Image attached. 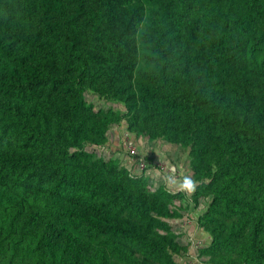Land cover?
<instances>
[{
	"label": "trees",
	"instance_id": "trees-1",
	"mask_svg": "<svg viewBox=\"0 0 264 264\" xmlns=\"http://www.w3.org/2000/svg\"><path fill=\"white\" fill-rule=\"evenodd\" d=\"M123 124L187 192L103 157ZM184 258L264 264V0H0V264Z\"/></svg>",
	"mask_w": 264,
	"mask_h": 264
},
{
	"label": "rangeland",
	"instance_id": "rangeland-1",
	"mask_svg": "<svg viewBox=\"0 0 264 264\" xmlns=\"http://www.w3.org/2000/svg\"><path fill=\"white\" fill-rule=\"evenodd\" d=\"M87 100L92 104L96 110H114L116 112L123 111L124 108L113 102H107L93 94H87ZM125 125V124H124ZM126 127H115L109 136L110 144L102 150L101 153L106 159H119L123 164L130 168L134 165V158L130 155L132 152L136 155H140V162L147 165L152 163L154 159V165L151 166L153 170H150L149 177L152 182L157 186L160 184L166 185L170 190L173 191H186L188 183V154L179 148L172 147L165 142H158L156 145L148 143L146 140L136 139L131 136ZM115 129L119 133V129L122 130L120 137L116 133ZM126 143V150L121 152ZM130 153V154H128ZM167 158V159H166ZM169 160L171 163H169ZM173 160V161H172ZM137 162V160H136ZM141 170L140 167L136 169ZM154 170H158L162 174L158 176L152 173ZM184 175V176H183ZM182 177L185 179V186L179 187ZM193 219L186 220L183 226L184 237L181 240L182 244H191L193 249L199 243L205 245L209 242L210 238L205 232L198 229L193 225ZM195 226V227H194ZM185 264H193L194 261L190 259H183Z\"/></svg>",
	"mask_w": 264,
	"mask_h": 264
},
{
	"label": "crops",
	"instance_id": "crops-1",
	"mask_svg": "<svg viewBox=\"0 0 264 264\" xmlns=\"http://www.w3.org/2000/svg\"><path fill=\"white\" fill-rule=\"evenodd\" d=\"M123 127L125 126L126 128L125 129H127V125L125 124H123L122 125ZM121 126V127H122ZM128 131V130H127ZM116 133L118 134V136L120 137V134H122V130H120L119 129V133L117 132V130L115 129V135H116ZM141 140V139H140ZM110 144V143H109ZM124 150H126L125 148H123L122 150H121V152H123ZM167 159V158H166ZM173 161V160H172ZM169 163H171L170 162V160H169ZM188 172V171H187ZM152 173H155V174H157L158 176H160L162 173L161 172H159L158 170H154ZM163 175V174H162ZM184 176V175H183ZM184 177H182V179H181V182H180V184H179V187L181 186V187H184L185 186V179H183Z\"/></svg>",
	"mask_w": 264,
	"mask_h": 264
},
{
	"label": "built area",
	"instance_id": "built-area-1",
	"mask_svg": "<svg viewBox=\"0 0 264 264\" xmlns=\"http://www.w3.org/2000/svg\"><path fill=\"white\" fill-rule=\"evenodd\" d=\"M133 153V152H132ZM133 154H135V153H133ZM147 164H145V163H143V162H139L138 163V168L140 167V169L141 170H139V172H141V171H143L144 169H146L147 168Z\"/></svg>",
	"mask_w": 264,
	"mask_h": 264
}]
</instances>
